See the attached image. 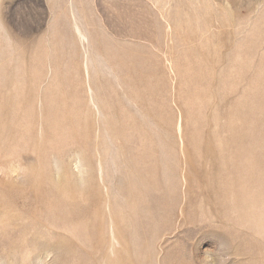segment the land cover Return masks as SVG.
Instances as JSON below:
<instances>
[{"label":"rangeland","instance_id":"1","mask_svg":"<svg viewBox=\"0 0 264 264\" xmlns=\"http://www.w3.org/2000/svg\"><path fill=\"white\" fill-rule=\"evenodd\" d=\"M160 1L0 0V264H264V0Z\"/></svg>","mask_w":264,"mask_h":264},{"label":"bare ground","instance_id":"2","mask_svg":"<svg viewBox=\"0 0 264 264\" xmlns=\"http://www.w3.org/2000/svg\"><path fill=\"white\" fill-rule=\"evenodd\" d=\"M160 1V0H159ZM160 2H162V1H160ZM77 4V3H76ZM203 6H205V5H203ZM207 9V8H206ZM208 10V9H207ZM206 11V10H205ZM204 11V13H206ZM196 13V12H195ZM83 14V13H82ZM198 14V13H197ZM200 15H202V14H200L199 13V16ZM189 16V15H188ZM194 16V15H193ZM174 17V16H173ZM176 17V16H175ZM5 33V32H4ZM80 39V38H79ZM7 61V60H6ZM14 65V64H13ZM2 78V77H1ZM1 86V85H0ZM89 87V86H88ZM90 93V92H89ZM90 96V95H89ZM91 99V98H90ZM91 104H93V103H91ZM95 107V106H94ZM78 156V155H77ZM73 160V159H72ZM56 162V161H55ZM75 164H76V169H77V171H76V173H77V176H76V178H77V181H78V183H79V185H81V187L83 186L84 187V185L87 183V175H88V171H87V169L84 167V165H82V163H81V161H80V159L78 158V157H75ZM59 163V162H58ZM54 165V164H53ZM74 165V164H73ZM55 167V166H54ZM57 168V172H58V169H59V167H55V169ZM63 168V167H62ZM10 170V169H9ZM11 171V170H10ZM63 171V170H62ZM60 172V171H59ZM58 172V173H59ZM57 177V176H56ZM58 177H59V175H58ZM57 182H58V180H57ZM82 187V188H83ZM129 260V259H128Z\"/></svg>","mask_w":264,"mask_h":264}]
</instances>
